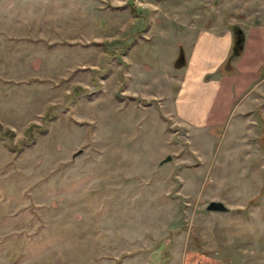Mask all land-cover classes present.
I'll list each match as a JSON object with an SVG mask.
<instances>
[{
	"label": "rangeland",
	"instance_id": "374dc122",
	"mask_svg": "<svg viewBox=\"0 0 264 264\" xmlns=\"http://www.w3.org/2000/svg\"><path fill=\"white\" fill-rule=\"evenodd\" d=\"M114 2L0 0V264H264V90L217 125L158 103L192 20L264 0Z\"/></svg>",
	"mask_w": 264,
	"mask_h": 264
},
{
	"label": "crops",
	"instance_id": "0c3cea01",
	"mask_svg": "<svg viewBox=\"0 0 264 264\" xmlns=\"http://www.w3.org/2000/svg\"><path fill=\"white\" fill-rule=\"evenodd\" d=\"M113 5L118 6L115 2ZM194 22L192 20L190 49L186 52L179 46L183 64L179 67L171 65L167 70L164 85L167 88L169 81L174 79L178 90L170 103L162 95L158 100L164 115L191 120L200 118L210 125L221 124L233 116L237 119L249 117L255 111L260 91L263 93L264 90V23L252 21L240 27L244 36L242 50L231 59L232 71L227 73L221 68L230 52L232 32L226 30L218 36L211 26L201 27ZM215 54L213 65L207 64L205 56Z\"/></svg>",
	"mask_w": 264,
	"mask_h": 264
},
{
	"label": "trees",
	"instance_id": "16d2710c",
	"mask_svg": "<svg viewBox=\"0 0 264 264\" xmlns=\"http://www.w3.org/2000/svg\"><path fill=\"white\" fill-rule=\"evenodd\" d=\"M231 32H232V43H231V47H230V52L227 55L225 61L223 62L222 68H221L222 72H227V73L232 71L230 61L232 58H234L240 54V52L242 50V46H243V40H244L243 31L238 25L232 24L231 25ZM181 57H182V53L180 51L176 61H179ZM180 65L181 64H175V67H179ZM28 130L29 129H27V131Z\"/></svg>",
	"mask_w": 264,
	"mask_h": 264
},
{
	"label": "water",
	"instance_id": "95a60500",
	"mask_svg": "<svg viewBox=\"0 0 264 264\" xmlns=\"http://www.w3.org/2000/svg\"><path fill=\"white\" fill-rule=\"evenodd\" d=\"M169 160V156H166L163 161ZM226 206L220 201H209L205 206L207 211H226Z\"/></svg>",
	"mask_w": 264,
	"mask_h": 264
}]
</instances>
